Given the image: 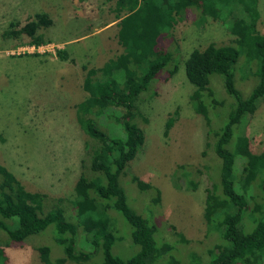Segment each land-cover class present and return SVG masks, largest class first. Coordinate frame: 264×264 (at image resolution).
<instances>
[{"label":"rangeland","instance_id":"obj_1","mask_svg":"<svg viewBox=\"0 0 264 264\" xmlns=\"http://www.w3.org/2000/svg\"><path fill=\"white\" fill-rule=\"evenodd\" d=\"M259 11L258 28L264 37V0H260ZM42 12L54 20L53 26L38 32L47 45L31 47V39L26 35L5 36L7 31L19 29L13 28L12 23L24 26ZM116 18L114 3L108 0H0V164L15 174L28 190L74 199L88 139L77 120L76 109L88 97L83 87L86 73L82 66L101 67L122 54ZM177 19L172 36L161 41L165 44L162 56L171 55L168 68L177 65L178 71L169 80H165L167 72H160L150 91L139 100L138 106L148 118L147 123H142L146 141L120 183L127 205L156 226L160 245L174 247L171 253L181 264H190L193 256H200L207 263L208 250L221 237L215 231L209 233L204 220L206 187L218 180L221 162L207 148L206 115L211 117L214 126L223 123L227 118V104L232 99L218 75L211 78L214 96L203 98L186 75L185 61L194 49H204L213 42L227 44L237 35L230 21L223 22L213 15L202 17L199 6L189 8ZM59 49H67L78 64L61 60L57 54ZM244 60L241 56L235 78L236 87L246 99L258 81L242 70ZM215 99L225 101L226 109L220 104L216 107ZM120 111L125 113V110L117 113L121 114ZM175 111L179 114L166 135L167 121ZM98 124L111 136H125L122 127L108 114L101 116ZM242 136L249 139L253 152H264V100L236 128L235 142L240 143ZM181 164L203 172L194 175L195 188L191 191L178 190L173 185V174ZM132 175L152 188L140 189ZM64 207L67 218L63 229L66 230L77 222L72 205L64 202ZM110 214L120 230V234L116 231L113 251L128 259L139 251L131 237V226L120 212L111 210ZM178 232L185 235L188 243L180 242ZM78 249L93 253L91 258L82 261L84 264H102L100 253L81 230ZM46 250H50L53 264H72L56 240L55 225L22 244L11 243L6 248L8 264H46L41 259L42 251ZM171 253L154 264H169Z\"/></svg>","mask_w":264,"mask_h":264},{"label":"trees","instance_id":"obj_2","mask_svg":"<svg viewBox=\"0 0 264 264\" xmlns=\"http://www.w3.org/2000/svg\"><path fill=\"white\" fill-rule=\"evenodd\" d=\"M108 1L114 3L116 20H119L118 42L123 52L101 67L82 66L86 73L83 87L88 97L77 104L76 109L77 120L88 139L75 197L70 200L30 191L0 164V264L9 263L6 248L11 243L22 244L52 225L56 226L57 242L64 247L66 258L72 264H84V259L93 256L78 249L79 230L87 233L102 257V264H154L174 250L172 246L160 245L156 226L127 205L120 180L146 141L142 123H147L148 118L140 110L139 100L150 91L160 72H167L165 80H169L178 71L177 65L168 68L171 55L162 56L165 44L163 46L161 40L172 36L177 17L193 6H199L202 17L213 15L223 22L230 21L237 36L227 44L213 42L204 49H194L185 61L186 75L203 98L214 96L211 78L218 75L232 99L226 103L225 123L214 126L211 117L206 115L207 148L214 151L221 168L218 180L206 187L204 220L208 232L215 231L221 240L208 250L209 262L193 256L190 264H264V152H253L246 136H242L240 143L234 140L243 118L253 115L264 100V37L258 28L260 0ZM53 25L54 20L48 13H37L24 26L12 23L13 28L19 29L7 31L5 36H29V45L40 48L48 42L39 30ZM57 54L63 61L78 64L67 49H59ZM241 56L245 58L242 70L258 81L246 99L236 87L235 74ZM213 103L216 107L226 105L225 101L217 99ZM117 110H125V113L118 114ZM105 114L122 127L125 136H111L99 126L98 119ZM178 114L175 111L168 119L166 135ZM203 154L206 155V151ZM202 173L200 169L194 171L191 165H178L173 185L178 190L191 191L195 188L194 175ZM132 180L140 189L152 188L136 175H132ZM64 202L72 205L77 222L66 230L63 229L67 218ZM111 210L125 217L131 226L133 243L139 248L128 259L113 251L116 231L120 234V230ZM177 236L180 242L188 243L184 234L178 232ZM172 254L168 263L181 264ZM41 259L46 264L54 263L50 250L42 251Z\"/></svg>","mask_w":264,"mask_h":264},{"label":"crops","instance_id":"obj_3","mask_svg":"<svg viewBox=\"0 0 264 264\" xmlns=\"http://www.w3.org/2000/svg\"><path fill=\"white\" fill-rule=\"evenodd\" d=\"M109 26H110V25H109ZM109 26H108V27H109Z\"/></svg>","mask_w":264,"mask_h":264}]
</instances>
